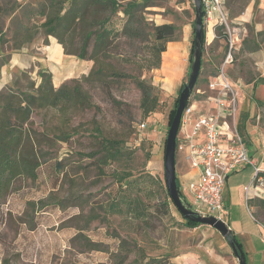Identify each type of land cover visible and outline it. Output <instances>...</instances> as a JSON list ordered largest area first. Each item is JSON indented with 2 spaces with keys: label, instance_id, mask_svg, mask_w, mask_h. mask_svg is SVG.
Listing matches in <instances>:
<instances>
[{
  "label": "rangeland",
  "instance_id": "rangeland-1",
  "mask_svg": "<svg viewBox=\"0 0 264 264\" xmlns=\"http://www.w3.org/2000/svg\"><path fill=\"white\" fill-rule=\"evenodd\" d=\"M14 1L15 13L1 14L3 28L26 24L29 13H34L43 0ZM117 1L119 10L109 20L113 30L110 39L115 44L103 62L108 73L101 81H85L83 76L76 78L82 89L90 94L92 105L64 112L41 109L31 118L32 128L45 131L54 145H43L49 155L38 168L37 179L22 180L21 188L10 193L0 204V214L3 213L0 218V264L3 260L8 264H146L154 257L172 264V256L191 243L184 219L171 200L168 207L162 205L164 192L158 182L144 180L139 185V179L147 171L158 181L163 176L166 135L156 138L157 128L145 131L144 135L138 131V124L145 118L141 116L140 93L134 80L127 76L111 77L109 73L124 72L152 84L162 102L154 121L156 124L163 121L167 126L168 113L175 99L163 92V73L159 67L153 68L156 44L153 28L173 23L175 37L179 39L182 27L189 23L193 39L194 1ZM130 3L147 6L134 7ZM129 5L131 12L124 14L122 9ZM36 17L39 16L36 14ZM29 22L39 23L40 19L30 18ZM80 30L75 25L65 35L66 41L71 42L72 38L74 44L79 45ZM6 35L5 38L12 36L9 29ZM4 44L3 48L11 51L8 50L11 42ZM24 71L28 75L17 72L14 80L19 81L20 90L29 92L31 89L27 87L31 83L36 86L41 78L37 75L38 70ZM210 72L204 69L200 73L191 91L195 98L201 96L196 93V88L202 96L207 94ZM70 80L64 82L72 85ZM13 82L10 86H16ZM60 133L62 140L54 137ZM49 143L53 142L50 140ZM107 147L117 150L116 159L111 160V165L99 167L98 158ZM56 162H62L63 170L56 169ZM114 170L129 173V180L135 182L132 190L141 200L137 214L105 210L111 200L110 194L116 189ZM40 202L47 205L38 208Z\"/></svg>",
  "mask_w": 264,
  "mask_h": 264
},
{
  "label": "crops",
  "instance_id": "crops-1",
  "mask_svg": "<svg viewBox=\"0 0 264 264\" xmlns=\"http://www.w3.org/2000/svg\"><path fill=\"white\" fill-rule=\"evenodd\" d=\"M222 1L229 18L243 29L242 41L236 51L235 61L228 68L231 79L239 83L240 97L236 124L244 137L249 156L262 168L264 167V0ZM191 39V27L188 23L182 27L181 37L169 41L160 55V64L157 68L163 73V92L171 98L174 96V99L190 72ZM204 39L200 73L204 69L211 71L208 76L210 78L222 60L225 45L223 37L221 35L214 37L207 27L204 28ZM91 67V60L66 54L62 44L54 36L37 35L34 41L20 49L0 50V90L13 82L17 72L26 69L47 70L51 73L53 85L57 87L65 80L86 75ZM195 90L201 96L195 98L192 94L194 110L190 116L191 120L199 113H211L215 109L212 93L208 89L205 96H202L198 88ZM157 113H153L149 120L157 128L154 135L161 139L165 137L167 126L163 121L156 124L154 117H157ZM186 127L189 128L188 125ZM175 169L178 187L183 197L187 199L189 191L185 188L188 182L197 178L198 172L181 154H176ZM253 176V168L247 166L227 178L222 191L224 203L222 221L241 244L246 264H264V191L252 188L248 193L245 190ZM186 229V233L192 239L191 243L186 244L181 252L172 256V263L238 264L227 239L216 228L199 224Z\"/></svg>",
  "mask_w": 264,
  "mask_h": 264
},
{
  "label": "trees",
  "instance_id": "trees-1",
  "mask_svg": "<svg viewBox=\"0 0 264 264\" xmlns=\"http://www.w3.org/2000/svg\"><path fill=\"white\" fill-rule=\"evenodd\" d=\"M134 3V1L132 2ZM130 3V5H134ZM125 6L122 9L124 14L131 12V8ZM145 7L146 4H135L134 7ZM119 2L117 0H43L39 8L29 13L26 24H18L16 28L1 24L0 19V50L5 47L6 41L11 42V49H20L32 41L38 34L44 36L52 35L57 41L62 44L66 54L76 55L82 59L92 61V67L87 75L81 77L85 81H101L108 73L103 66L104 60L110 56V51L114 47V40L110 39V34L113 30L109 25L110 17L119 10ZM16 4L14 0H0V18L1 14L6 12V16L15 13ZM36 14L39 17H36ZM102 14H104L102 16ZM38 18L40 22L30 24L29 20ZM80 27V42L79 45L67 42L65 35L74 29V26ZM7 29L12 33V36L7 37ZM155 39V64L153 68H157L160 64L161 52L166 49V44L169 41L175 40L176 26L173 23H163L155 25L153 28ZM61 30V31H60ZM202 52L204 47V27L202 25ZM4 44V45H3ZM90 48V50H89ZM193 52V40L191 41L190 53ZM22 72V71H21ZM28 75L26 71L21 73ZM111 77H132L135 86L140 93L139 109L141 116L148 119L153 113L159 112L162 106L161 99L154 92V86L144 79L130 76L124 72H110ZM37 75L41 78L40 82L34 86L30 84L27 88L31 91L26 92L20 90L19 81L14 80L16 86H6L0 90V204L2 205L10 193L21 188V181L24 179L36 180L38 177V168L45 160L49 153L43 150V145L53 146L54 141L47 133L37 131L32 128V116L37 110L41 109H56L59 112H64L70 108H89L92 105L90 94L83 90L76 78L70 80L72 85L62 83L58 87L52 83L51 73L47 70L39 69ZM198 79V78H197ZM197 82V81H196ZM185 82L179 88H183ZM111 98L112 95L108 93ZM178 94L174 100L173 106L168 113L169 126L171 119L175 113L177 106ZM190 100L187 102L189 103ZM62 132V131H61ZM54 135H57L56 133ZM58 140L64 139L61 136H54ZM53 143H49L50 140ZM49 140V141H48ZM56 142V141H55ZM164 147V146H163ZM105 148L106 152L98 158V165H111V160H115L117 150L111 151ZM93 156L96 153L92 154ZM56 169L63 170L62 162H56ZM147 174L139 179V185L142 181L158 182L163 190L162 205L168 207L170 198L165 187L163 176L160 181L153 173L147 171ZM129 173L121 170L113 172L114 184L116 189L110 194L111 200L105 209L108 212L116 213H133L139 212L138 204L141 202L138 196L133 193L132 187L135 184L133 180H129ZM133 181V182H132ZM138 182V181H136ZM143 184V183H142ZM177 188L178 183L176 180ZM143 189V188H142ZM152 190V189H151ZM154 192V190H152ZM150 193V190L148 191ZM181 195V194H180ZM155 197V194H152ZM31 206H36V203L29 202ZM0 205V206H1ZM47 203L40 202L39 207L46 206ZM61 206V205H59ZM3 213L0 214V218ZM183 217V216H182ZM184 219L185 227H195L198 222ZM230 236L242 250L241 244L230 231ZM243 251V250H242ZM2 264H8L3 260ZM146 264H165L160 258H150ZM168 264V263H166ZM173 264V263H172Z\"/></svg>",
  "mask_w": 264,
  "mask_h": 264
},
{
  "label": "built area",
  "instance_id": "built-area-1",
  "mask_svg": "<svg viewBox=\"0 0 264 264\" xmlns=\"http://www.w3.org/2000/svg\"><path fill=\"white\" fill-rule=\"evenodd\" d=\"M200 2L203 27L209 28L214 37L221 35L225 48L221 62L207 82V89L212 93L215 104L214 111L199 113L191 120L194 108L190 94V102L186 103L181 115L178 133L180 130L182 132L177 133L175 151L176 154H181L198 174L185 188L189 191V197L184 198L180 189L179 193L182 202L195 214L214 216L222 220V191L227 178L250 166L254 170V176L251 183L245 187L246 192L249 193L252 188L264 191V167H259L249 156L244 137L236 124L239 83L232 80L228 73L242 41L243 29L229 18L222 0ZM154 128L155 125L149 118L137 126L143 135L145 131Z\"/></svg>",
  "mask_w": 264,
  "mask_h": 264
},
{
  "label": "water",
  "instance_id": "water-1",
  "mask_svg": "<svg viewBox=\"0 0 264 264\" xmlns=\"http://www.w3.org/2000/svg\"><path fill=\"white\" fill-rule=\"evenodd\" d=\"M194 1V37H193V52L191 59V68L188 75V79L185 82L183 88L180 90L177 99V106L175 113L171 119L169 127L167 129L165 141H164V155H163V178L166 190L169 198L180 214L185 218L199 224H206L216 228L222 236H224L230 247L232 248L238 264H246L243 251L239 249L234 240L230 236V230L226 223L214 216H202L197 215L191 211L183 202L180 197L179 190L176 184V151L175 143L179 130L181 115L183 109L190 97L191 91L196 85L197 78L200 73L202 62V7L200 0Z\"/></svg>",
  "mask_w": 264,
  "mask_h": 264
}]
</instances>
